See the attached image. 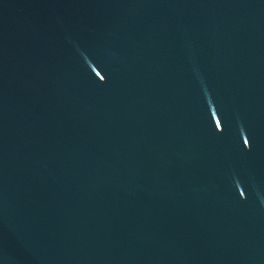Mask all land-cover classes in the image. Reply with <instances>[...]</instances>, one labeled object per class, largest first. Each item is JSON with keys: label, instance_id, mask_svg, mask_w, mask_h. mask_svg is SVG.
<instances>
[{"label": "water", "instance_id": "95a60500", "mask_svg": "<svg viewBox=\"0 0 264 264\" xmlns=\"http://www.w3.org/2000/svg\"><path fill=\"white\" fill-rule=\"evenodd\" d=\"M0 264H264V0H0Z\"/></svg>", "mask_w": 264, "mask_h": 264}]
</instances>
